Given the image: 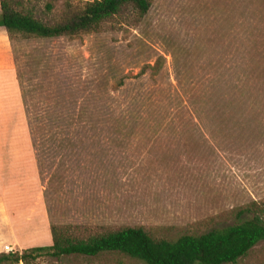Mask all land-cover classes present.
I'll list each match as a JSON object with an SVG mask.
<instances>
[{
	"label": "rangeland",
	"instance_id": "374dc122",
	"mask_svg": "<svg viewBox=\"0 0 264 264\" xmlns=\"http://www.w3.org/2000/svg\"><path fill=\"white\" fill-rule=\"evenodd\" d=\"M89 1L23 0L50 23ZM149 1L144 15L124 6L72 37L9 39L0 27V253L50 245L51 224L175 239L264 203V0ZM15 62L40 89L28 115ZM52 120L91 130L52 140L40 129ZM26 264L142 263L113 253ZM231 264H264V240Z\"/></svg>",
	"mask_w": 264,
	"mask_h": 264
},
{
	"label": "trees",
	"instance_id": "16d2710c",
	"mask_svg": "<svg viewBox=\"0 0 264 264\" xmlns=\"http://www.w3.org/2000/svg\"><path fill=\"white\" fill-rule=\"evenodd\" d=\"M132 6L140 15L149 7V0H92L74 11L66 12L53 23L35 16L23 0H0V27L4 28L9 39L20 37L25 40H50L72 37L80 33L96 31L103 21L119 13L122 7ZM47 12L52 9L46 3ZM21 97L28 108L27 95L38 93V86L27 88L21 82L15 62ZM29 87V86H28ZM71 111L58 110L55 115H70ZM31 137L37 134L32 122H29ZM43 133L71 134L82 130L90 131L82 122L49 121L40 125ZM61 147V145H60ZM51 148V147H50ZM250 218L238 223L213 228L198 234H183L175 239L155 238L143 227H122L86 237L72 236L67 225L51 224V244L33 246L21 252L7 251L0 253V264L28 263L39 256L98 257L103 254H122L142 264H231L245 256L257 243L264 240V203L255 204Z\"/></svg>",
	"mask_w": 264,
	"mask_h": 264
},
{
	"label": "crops",
	"instance_id": "0c3cea01",
	"mask_svg": "<svg viewBox=\"0 0 264 264\" xmlns=\"http://www.w3.org/2000/svg\"><path fill=\"white\" fill-rule=\"evenodd\" d=\"M2 151H0V153H1ZM0 156H1V154H0ZM18 157V156H17ZM19 158V157H18ZM1 161H3L2 160V158L0 159ZM14 161L15 160H11L10 162L14 165L15 164V167L17 166L18 167V164H19V160H17V163H14ZM35 169V167H34V161H33V170ZM33 173H34V171H33ZM11 174V173H10ZM8 176H6V178H7ZM3 178V173L0 171V179H2ZM9 178V177H8ZM3 180V179H2Z\"/></svg>",
	"mask_w": 264,
	"mask_h": 264
}]
</instances>
